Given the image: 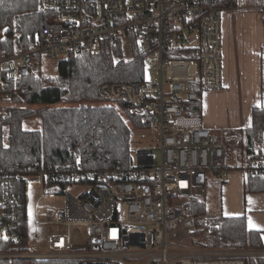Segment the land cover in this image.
Returning <instances> with one entry per match:
<instances>
[{
    "label": "built area",
    "instance_id": "obj_1",
    "mask_svg": "<svg viewBox=\"0 0 264 264\" xmlns=\"http://www.w3.org/2000/svg\"><path fill=\"white\" fill-rule=\"evenodd\" d=\"M251 5L248 0H39L43 27L9 55L3 52L6 28H0L1 99H10L4 92L9 83L39 78L45 60L96 56L119 42L130 45L132 39L159 74L157 81L140 85L107 82L99 88L102 102L126 104L132 115L159 132V144L138 150L133 166L92 168L78 158L64 168L40 170L37 163L25 185L22 173L12 176L0 170V240L24 243L23 189L27 205L26 189L33 179L41 181L39 199L50 194L63 195L66 201L53 218L42 219L35 210L36 223L68 229L51 233L45 250L30 246V252H4L0 258L247 264L250 258L264 257V248L199 246L192 239L197 221L212 224L220 215H192L185 203L172 202L205 191L211 174L224 175L232 168L264 176V155L232 144L239 132L211 130L199 114L187 112L201 100V92L223 86L224 11ZM258 7L264 11V1ZM27 215L30 245L28 207ZM74 226L86 228L79 243L70 231Z\"/></svg>",
    "mask_w": 264,
    "mask_h": 264
},
{
    "label": "trees",
    "instance_id": "obj_2",
    "mask_svg": "<svg viewBox=\"0 0 264 264\" xmlns=\"http://www.w3.org/2000/svg\"><path fill=\"white\" fill-rule=\"evenodd\" d=\"M43 16L39 0H0V28L7 32L4 54L9 55L18 46L25 47L43 27ZM130 45V56L119 42L117 47H108L96 56L71 55L61 59L54 75L44 72L39 78L29 76L16 84L9 83L4 92L11 97L4 100L10 103L0 116V170L12 176L22 173L25 185L26 175L37 163L40 170L64 168L78 158L92 168L133 166V129L148 125L140 116L132 115L126 104L104 103L98 94L100 86L107 82L140 85L146 80V56L134 39ZM203 93L201 100L189 106L188 113L201 115ZM36 116L41 119L40 129H25L24 121ZM263 136L264 105H260L253 107L251 124L241 130L232 144L260 156ZM246 176L247 190L264 191V176L252 171ZM23 195L24 243L15 245L0 240V253L31 251L24 189ZM185 211L196 216L209 213L206 193L188 197ZM219 215L212 224L197 221L193 234L196 244L207 248H264L261 231L248 227L246 215ZM29 263L81 264L72 259L0 258V264ZM247 264H264V257L250 258Z\"/></svg>",
    "mask_w": 264,
    "mask_h": 264
},
{
    "label": "crops",
    "instance_id": "obj_3",
    "mask_svg": "<svg viewBox=\"0 0 264 264\" xmlns=\"http://www.w3.org/2000/svg\"><path fill=\"white\" fill-rule=\"evenodd\" d=\"M258 4L223 13V86L202 95L200 116L211 130L232 128L240 133L251 124L253 107L264 105V11ZM215 176L221 178L217 213L246 215L248 227L261 231L264 243V191L247 190L246 173L237 168ZM214 180L211 174L205 193Z\"/></svg>",
    "mask_w": 264,
    "mask_h": 264
},
{
    "label": "rangeland",
    "instance_id": "obj_4",
    "mask_svg": "<svg viewBox=\"0 0 264 264\" xmlns=\"http://www.w3.org/2000/svg\"><path fill=\"white\" fill-rule=\"evenodd\" d=\"M259 0H248L250 4H254ZM127 56H130L131 50L129 44H123ZM45 74L54 75L57 71V61L45 60ZM145 78L148 81H157L159 79V74L156 68L150 63V61L145 62ZM7 99V98H5ZM10 101L0 98V107L4 108L9 106ZM115 105V103H112ZM41 119L36 116L24 121V128L27 130L40 129ZM159 144V132L154 127L145 128H134L131 139V149L133 162H137V151L140 149H147L151 147H156ZM215 180L208 185L207 189V199H208V212H219L218 208V192L219 184L221 178L215 176ZM42 192L41 181L37 179L30 180L27 185V207L30 219V246L34 248L35 251L45 250L48 247V239L51 233L62 231H68L57 224H46V223H36L35 221V210L40 214L42 219L53 218L58 210L65 207V197L63 195H45L42 199H39ZM198 193H203L198 191ZM174 197L172 199L173 203L184 204L186 202L185 198ZM179 200V201H177ZM75 243H79L86 237V228L74 226L71 230ZM195 242L196 240L192 238ZM132 264H144V262H134Z\"/></svg>",
    "mask_w": 264,
    "mask_h": 264
}]
</instances>
